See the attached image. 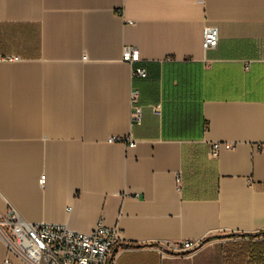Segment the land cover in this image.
<instances>
[{
	"label": "crops",
	"instance_id": "obj_1",
	"mask_svg": "<svg viewBox=\"0 0 264 264\" xmlns=\"http://www.w3.org/2000/svg\"><path fill=\"white\" fill-rule=\"evenodd\" d=\"M209 25L220 41L205 51ZM11 208L118 227L110 264H223L218 239L263 241L249 236L264 232V0H0V215ZM188 240L217 244L148 248ZM9 259L28 264L0 237Z\"/></svg>",
	"mask_w": 264,
	"mask_h": 264
},
{
	"label": "built area",
	"instance_id": "obj_2",
	"mask_svg": "<svg viewBox=\"0 0 264 264\" xmlns=\"http://www.w3.org/2000/svg\"><path fill=\"white\" fill-rule=\"evenodd\" d=\"M220 34L217 27L209 25L204 29L203 49L214 50L218 47ZM127 60L134 64L137 53L133 48L126 49ZM13 59V58H11ZM134 77L145 79L148 73L144 68H136ZM138 99V92L132 93V104ZM134 124L143 121L142 108L134 107ZM130 147L137 142L131 136L127 139ZM126 141L123 138H111L110 142ZM220 144L213 145L211 156L217 157ZM45 177L41 178L44 184ZM118 227H108L100 221L95 230L82 233L60 224H32L27 222L14 209L0 215V237L5 241L10 256H16L28 264H110L113 250L122 241ZM202 242L188 240L169 245L180 254L197 250ZM5 264H11L10 259Z\"/></svg>",
	"mask_w": 264,
	"mask_h": 264
},
{
	"label": "trees",
	"instance_id": "obj_3",
	"mask_svg": "<svg viewBox=\"0 0 264 264\" xmlns=\"http://www.w3.org/2000/svg\"><path fill=\"white\" fill-rule=\"evenodd\" d=\"M263 234L264 232L261 234L250 235L249 238L252 239ZM231 248L232 249L228 250L229 255L222 258L223 264H248V253L252 254V260L250 262L253 264H262L264 262V240L261 242H243L239 245H233Z\"/></svg>",
	"mask_w": 264,
	"mask_h": 264
},
{
	"label": "rangeland",
	"instance_id": "obj_4",
	"mask_svg": "<svg viewBox=\"0 0 264 264\" xmlns=\"http://www.w3.org/2000/svg\"><path fill=\"white\" fill-rule=\"evenodd\" d=\"M264 235V234H263ZM216 240L202 242L201 246L199 248L204 247L207 243L217 244L214 243ZM219 244H221V250L228 252L229 249H232L231 247L233 245H239L243 242H246V239L244 237L239 236H233L231 238H221L217 241ZM233 244V245H232ZM232 245V246H231ZM236 247V246H234ZM148 248H152L154 251H156L163 259H180L182 258V255L180 253L176 252L173 248H171L169 245H155L150 246Z\"/></svg>",
	"mask_w": 264,
	"mask_h": 264
}]
</instances>
